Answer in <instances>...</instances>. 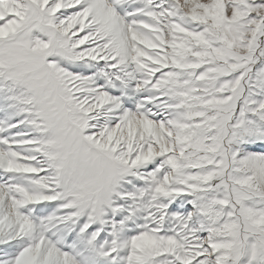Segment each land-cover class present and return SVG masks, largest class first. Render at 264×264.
I'll use <instances>...</instances> for the list:
<instances>
[{
	"label": "snow or ice",
	"instance_id": "1",
	"mask_svg": "<svg viewBox=\"0 0 264 264\" xmlns=\"http://www.w3.org/2000/svg\"><path fill=\"white\" fill-rule=\"evenodd\" d=\"M0 264H264V0H0Z\"/></svg>",
	"mask_w": 264,
	"mask_h": 264
}]
</instances>
